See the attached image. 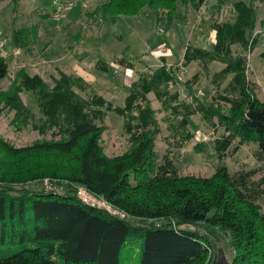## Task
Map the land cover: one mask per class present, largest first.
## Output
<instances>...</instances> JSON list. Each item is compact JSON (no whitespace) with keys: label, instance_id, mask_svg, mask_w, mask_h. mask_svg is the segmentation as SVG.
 <instances>
[{"label":"trees","instance_id":"1","mask_svg":"<svg viewBox=\"0 0 264 264\" xmlns=\"http://www.w3.org/2000/svg\"><path fill=\"white\" fill-rule=\"evenodd\" d=\"M224 1L218 0L219 6ZM202 3L105 0L85 15L116 22L149 8L158 21H171L179 6L198 8ZM233 8L232 21L213 25L212 52L187 47L182 56L184 65L194 62L199 69L189 85L203 77L213 63L223 65L211 76V83L219 85L231 77L223 91V97L230 99L225 100L227 111L199 102L190 86L185 88L190 103L179 100V91L170 92L178 83L176 70L162 64L140 76L124 106L112 111L123 118L124 132L130 135L129 147L119 155L104 153L101 136L105 127L86 116L98 115L104 102L94 92L89 96L77 93L73 89L76 79L62 75L48 87L38 76L20 70L8 89L0 88V108L21 113L20 94L27 90L43 114L57 111L64 124L57 140L15 147L0 138V264H213L224 240L230 252L229 264H264V210L257 202L259 194L264 196V102L248 83L245 56L232 53L236 45L252 49L250 34L257 17L243 2ZM79 9L81 5L67 13ZM10 32L13 48L26 54L32 55L35 47L43 53L53 43L50 30L40 36L38 24ZM71 38L78 40L79 34ZM7 76L8 63L0 56V82ZM149 93L159 102V111L170 110L179 117L176 128L185 130V135L194 114L191 106L195 105L203 118H217L229 135L254 144L253 158L261 174L254 189L247 185L249 173H231L222 165L207 178L156 173L158 126ZM129 175L134 180L125 184ZM45 181L65 191L32 189ZM77 188L104 198L117 215L82 203Z\"/></svg>","mask_w":264,"mask_h":264},{"label":"rangeland","instance_id":"2","mask_svg":"<svg viewBox=\"0 0 264 264\" xmlns=\"http://www.w3.org/2000/svg\"><path fill=\"white\" fill-rule=\"evenodd\" d=\"M104 1L87 0L82 9L55 17L48 0H0V41L4 44L0 47V56L8 63V76L0 82V88L8 89L20 70L28 76H38L48 87H53L52 80L60 79L62 75L76 79L73 89L77 93L89 96L94 92L104 102L98 115L87 113L86 116L105 127L101 136L104 153L119 155L129 147L130 135L124 132L123 118L112 111L124 106L132 84L140 76L162 64L176 70L178 83L170 87V92L179 91V100L190 103L185 92L190 86L191 94H195L199 102L211 103L223 113L227 111L229 104L225 100L230 99L223 97L226 95L223 91L231 77L228 75L219 85L211 83V76L223 65L213 63L202 73L203 77L189 85L199 69L194 62L184 65L182 54L187 47L212 52L215 48L213 25L232 21L235 16L233 5L243 2L253 8L257 17L250 34L253 47L248 51L236 45L232 47V53L245 56L248 83L256 97L264 102V0H225L222 6L218 0H203L198 8L185 4L178 7L171 21H158L149 8L143 9L138 16L121 17L116 22L86 17L85 13L93 12ZM33 24H38L41 37L50 30L51 47L43 53L35 47L32 55L13 48L9 39L11 29ZM75 34H79L78 40L71 38ZM119 59L122 61L117 64L115 61ZM147 98L150 106L155 108L158 126L154 142L156 173L207 178L212 176L216 166L222 165L231 173L240 170L249 173L247 185L254 189L261 176L260 165L253 158L254 144L242 143L232 137L217 118H203L192 104L194 114L186 128L188 135H185V130L181 132L176 128L179 118L176 114H171L170 110L159 111V102L152 93ZM20 100L24 111L19 114L7 107L0 108V138L21 147L61 137L63 120L57 111L52 115L43 114L27 90L20 94ZM197 134L204 136L203 141L196 139ZM133 180V175H129L124 182L129 184ZM43 183L31 187L44 188ZM54 188L65 191L62 187ZM257 202L264 210L262 194L258 195ZM98 203L107 211L104 198L96 201ZM107 212L117 215L112 209ZM183 228L191 229L189 226ZM226 242L219 245L218 264L230 263Z\"/></svg>","mask_w":264,"mask_h":264},{"label":"built area","instance_id":"3","mask_svg":"<svg viewBox=\"0 0 264 264\" xmlns=\"http://www.w3.org/2000/svg\"><path fill=\"white\" fill-rule=\"evenodd\" d=\"M49 1L52 6V9L54 10L53 12L54 15L56 17H60L66 11L78 5H81L82 7H84L87 0H49ZM3 45H4L3 41H0V47H2ZM196 139L199 141H202L204 139V136L202 134H198ZM43 187L46 191H52L55 189L54 186H52L48 181H45L43 183ZM77 197L82 203L86 205L100 208L99 207L100 203L96 204V201H99L100 198L98 199V198L91 196L83 189H78ZM104 205L107 206L106 207L107 211H109V209L111 210L107 202Z\"/></svg>","mask_w":264,"mask_h":264},{"label":"crops","instance_id":"4","mask_svg":"<svg viewBox=\"0 0 264 264\" xmlns=\"http://www.w3.org/2000/svg\"><path fill=\"white\" fill-rule=\"evenodd\" d=\"M250 51V50H249ZM184 54V53H183ZM183 54H182V56H183ZM249 66V65H248ZM246 75L248 76V73L246 72ZM248 79V78H247ZM249 80V79H248ZM254 83H256V82H254ZM258 86V85H257Z\"/></svg>","mask_w":264,"mask_h":264},{"label":"water","instance_id":"5","mask_svg":"<svg viewBox=\"0 0 264 264\" xmlns=\"http://www.w3.org/2000/svg\"><path fill=\"white\" fill-rule=\"evenodd\" d=\"M217 261H218V260H217ZM217 261H216V262H217ZM216 262H214L213 264H218V263H219V262H218V263H216ZM222 264H223V263H222Z\"/></svg>","mask_w":264,"mask_h":264}]
</instances>
